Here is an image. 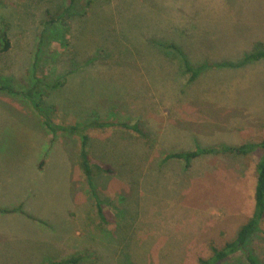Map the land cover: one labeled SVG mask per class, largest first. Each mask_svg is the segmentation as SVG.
<instances>
[{
	"label": "rangeland",
	"instance_id": "1",
	"mask_svg": "<svg viewBox=\"0 0 264 264\" xmlns=\"http://www.w3.org/2000/svg\"><path fill=\"white\" fill-rule=\"evenodd\" d=\"M69 4L0 0V208L23 210L0 212V264H197L252 215L258 153L164 156L264 138V58L243 61L264 52V0ZM39 109L89 124L104 221L78 137ZM247 247L264 264V240Z\"/></svg>",
	"mask_w": 264,
	"mask_h": 264
},
{
	"label": "trees",
	"instance_id": "2",
	"mask_svg": "<svg viewBox=\"0 0 264 264\" xmlns=\"http://www.w3.org/2000/svg\"><path fill=\"white\" fill-rule=\"evenodd\" d=\"M77 0H70V4L68 5V9L74 7V4ZM46 22H51L52 18H49ZM43 43V35L41 33L40 41L38 42V49L41 47ZM8 45V44H7ZM261 58H264V52L258 51L255 53H251L244 57L243 61H256ZM185 69L190 72V78L193 79L200 71V66H194L190 64L188 61L184 62ZM0 87L3 89L12 90L11 86L7 83H4L0 80ZM39 113H41L43 118L44 125L51 132L52 136H55L59 132H64L70 135H75L79 140V164L85 174V177L89 183L90 189L96 201V207L99 217L101 221L105 220L103 214L102 203L103 200L98 196L95 192L92 185V163L89 156V135L86 133L88 125H77V124H62L57 123L50 118L49 113L46 111L39 109ZM94 127L106 128L111 126H120L126 130L131 132H135L140 137H144L145 131L142 128L139 122H122V123H112V122H95L90 124ZM212 152H221V153H234L238 155H251L253 153H258L257 165H256V184L254 190V209L252 215L248 218V220L243 223L236 231L234 237L227 240L220 247L211 245V254L207 257H200L197 260V264H259L256 261V258L251 252V249L247 247V243L249 240L254 237H259L264 240V138L258 142L246 141L239 145L235 146H227L222 145L220 148L207 147L203 148L200 146H196L192 150L186 151H177L167 153L164 156V160L174 159L182 161L186 166L190 164V162L201 156ZM99 169L100 166L97 165ZM20 208V207H19ZM20 212L23 210L18 209ZM16 208L13 209H2L0 208V212H14L18 211ZM80 258H67L63 259L56 263H48V264H71L76 263Z\"/></svg>",
	"mask_w": 264,
	"mask_h": 264
}]
</instances>
